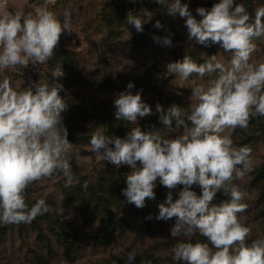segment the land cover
<instances>
[{"label": "clouds", "instance_id": "1", "mask_svg": "<svg viewBox=\"0 0 264 264\" xmlns=\"http://www.w3.org/2000/svg\"><path fill=\"white\" fill-rule=\"evenodd\" d=\"M133 3L136 0H132ZM56 0H42L31 11L10 10L0 3V73L45 65L52 59L61 35L71 34L72 13L63 9L60 18L50 10ZM166 15L184 18L188 40L202 46L220 45L227 61L211 55L203 63L185 55L168 62L166 73L181 84L192 77L215 74V78L191 88L188 110L173 103L165 109L159 102L152 107L141 92L118 93L114 100L115 118L126 121L124 137L109 136L96 128L89 150L98 160L119 169L126 165V187L122 195L137 208L155 200L157 182L168 192L158 204L157 220L175 219L170 237L177 242L172 258L183 264H264V235L254 239L252 229L240 215L247 211V193L235 181H242L251 169V148L236 146L232 133L247 130L253 118L264 117V60H251L256 40L264 38V6L252 16L236 0H217L211 8L197 7V19L181 0H156ZM153 13L143 8L129 11L127 26L143 32ZM157 29H163L160 20ZM161 46L170 47V35L153 36ZM53 78L32 81L28 87L14 86L8 76L0 79V225L31 223L50 211L46 200L31 206L25 199L29 185L62 172L65 187L73 184L69 156L72 143L62 113L68 108L60 92L64 76L61 65L49 72ZM183 88V87H181ZM181 94V93H177ZM159 115L164 130L177 135L162 136L159 130H142L138 121ZM193 185L201 189L198 195ZM85 181L83 188L86 189ZM178 198H173V190ZM223 192L228 199L213 203ZM146 219H152L151 214ZM203 240H195L196 236ZM124 264H135L136 250L126 252Z\"/></svg>", "mask_w": 264, "mask_h": 264}, {"label": "rangeland", "instance_id": "2", "mask_svg": "<svg viewBox=\"0 0 264 264\" xmlns=\"http://www.w3.org/2000/svg\"><path fill=\"white\" fill-rule=\"evenodd\" d=\"M151 1L154 5L149 3L148 6H153L152 9L145 6L144 0H136L135 3L132 0L124 2L121 0L122 16L121 19L114 20L111 31L106 30L100 23V15L104 10L110 13L108 4L114 5L117 0H56L54 5L49 6L58 18L63 9L70 8L74 31L71 34L65 31L59 44L64 49L77 53L74 63L88 78L87 83L83 85L66 84L64 76L59 78L63 85L60 95L64 99L108 101L113 104L115 96L122 91H128L127 84L132 82L134 87L130 91L134 94L137 91L141 92L142 100L152 107L153 112L157 102L165 109L175 103L183 106L185 111L188 110L191 88L215 78V74L205 76L202 80L194 76L181 84L166 73L167 63L182 60L185 55L197 63H203L214 54L226 62L228 54L224 53L218 44L206 47L189 41L184 18L166 15L156 0ZM243 1L236 0L242 4ZM262 1L260 0L257 5L264 6ZM181 2L187 3L192 14L200 19L196 8L210 9L217 0ZM0 3H6L10 10L23 8L28 12L40 5L42 0H0ZM143 8L152 11L153 22L161 21L164 26L162 31L151 25L152 20L144 24L143 32H137L132 26H127L126 10L139 13ZM164 15L175 21L173 26L170 27L166 19L165 22L162 21ZM168 34L173 37L174 46H161L153 40L154 35L163 37ZM255 43L257 48L250 59L264 60V38L256 40ZM48 68V64H45L5 70L0 73V79L6 75L14 86L26 88L32 81L44 79L46 76L51 82L53 78ZM178 92L181 94H177ZM138 123L142 130H159L162 136L177 135L183 131L181 128L174 133H168L158 119L153 120L150 116L140 119ZM85 125L87 127L83 128L84 131L91 132L92 124ZM232 139L236 146L246 145L252 150L250 171L242 181L235 183L247 193L243 201L248 205L247 211L240 215L243 222L251 227L250 239H254L258 235H264V194L254 179L258 173L256 167L264 164V117L253 118L246 131L236 129L232 133ZM70 142L73 146L69 156L73 184L65 187L66 178L62 172H57L50 178L29 185L25 192L27 203L45 199L50 206L49 216L57 217L68 225L65 230L70 238L67 247L57 239L55 230L59 228L45 217L46 213L37 216L31 223L1 226L0 264H124L125 254L131 249H135L137 253L135 264H180L172 258V248L177 241L170 237V228L175 219L168 221L155 219L160 203L157 196L155 200H146V206L143 208L128 203L125 197L122 199L112 197L108 205L120 219L121 224L115 231L114 240L95 242L93 236L95 230L102 225L104 211L101 207L94 211H82L78 207L77 200L72 197V191L76 186L83 188L78 174L84 176L87 182L95 183L98 174L102 172L109 182L119 183L125 179V174L130 168L121 165L117 169L107 162L98 160L89 150V143ZM263 178L260 179L262 183ZM193 190L198 195L201 193L198 186L193 185ZM225 199L228 197L218 192L213 203L219 204ZM149 214L152 219H146Z\"/></svg>", "mask_w": 264, "mask_h": 264}, {"label": "trees", "instance_id": "3", "mask_svg": "<svg viewBox=\"0 0 264 264\" xmlns=\"http://www.w3.org/2000/svg\"><path fill=\"white\" fill-rule=\"evenodd\" d=\"M114 1V0H111ZM124 2V0H122ZM258 1V2H257ZM149 9H152L153 6H148L149 3L154 5L151 0H144ZM260 3V0H244L243 4L247 8L248 12L253 16L255 14L256 8L260 7L257 4ZM264 4V0L262 1ZM121 0H117L116 4L113 3L108 4L107 7L110 8V13L105 10L100 15V23L106 27V30H110L112 28V24L115 19H121L122 13L120 12V8H122ZM107 9V8H105ZM114 13L111 15V13ZM129 9L126 10V15L128 14ZM125 15V14H124ZM165 16V15H164ZM162 16V21H168V25L173 26L174 20L168 17ZM164 19V20H163ZM166 19V20H165ZM151 25H155V22L152 20ZM162 31V29H161ZM171 36V34H168ZM172 39V46L175 45L174 39ZM77 53L73 50H66L60 44L55 49L54 56L50 61H48V69L52 70L57 65H61L64 72V80L66 84H86L87 76L83 74L78 66L74 63L76 60L75 57ZM204 59V58H203ZM202 59V60H203ZM65 102L68 104V108L65 112L62 113L63 123L68 129V139L79 144L81 141L85 143H89L91 133L96 128H101L103 131L109 135H115L119 137H123L125 132L129 130V127H133L134 125H129L126 121H117L115 118V109L112 103L108 101H100L96 102L94 100H85V99H76V98H66ZM167 109V108H166ZM155 113V112H154ZM153 120L158 119L159 115L154 114L150 116ZM85 123H88L91 128V132L87 133L84 131V127H87ZM144 130V129H143ZM147 130V129H145ZM258 173L255 175V181L259 183L262 194H264V183L260 181L264 176V164L256 167ZM78 178L80 183L84 184L85 177L78 174ZM264 179V178H263ZM196 186V185H195ZM126 187L125 179L120 181L119 183H111L104 177L103 173L100 172L97 176V180L95 183H89L86 189L79 188L76 186L72 191V197L77 200L78 207L82 211L86 210H97L99 207L104 211L103 222L100 227L95 230L94 240L96 243L111 241L115 239V231L118 225L121 224L120 219L116 216V214L111 210L108 205V202L114 197V199H122L124 196L122 195V189ZM178 190H173V198H178L177 193ZM156 196L159 199V202H163L166 198L168 190L157 182V186L155 188ZM223 193V192H220ZM35 201L29 202L28 205L31 206ZM45 217L55 223L59 229L55 230V234L57 239L67 247V243L70 241V238L65 230H67L68 225L62 221H60L57 217L49 216V212L45 215ZM0 225V230H1ZM198 237H195L196 240ZM107 240V241H106ZM202 240V237L199 238ZM180 264H183L181 261H177Z\"/></svg>", "mask_w": 264, "mask_h": 264}, {"label": "water", "instance_id": "4", "mask_svg": "<svg viewBox=\"0 0 264 264\" xmlns=\"http://www.w3.org/2000/svg\"><path fill=\"white\" fill-rule=\"evenodd\" d=\"M60 83V82H59Z\"/></svg>", "mask_w": 264, "mask_h": 264}]
</instances>
